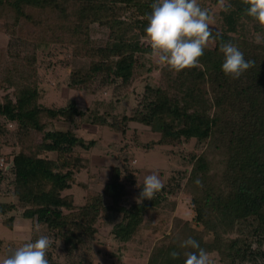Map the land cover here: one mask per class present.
I'll return each mask as SVG.
<instances>
[{"label": "trees", "instance_id": "16d2710c", "mask_svg": "<svg viewBox=\"0 0 264 264\" xmlns=\"http://www.w3.org/2000/svg\"><path fill=\"white\" fill-rule=\"evenodd\" d=\"M152 3L0 0V34L8 36L6 44L0 40V137L10 138L5 143L13 147L11 167L0 168V185L10 179L16 199L0 202L1 223L13 229L11 213L21 209V218L31 222L32 240L49 238V264H57L51 254L57 242L72 260L64 264H92L71 257L106 225L121 247L141 229L162 232L146 264H184L186 253L195 251L181 247L188 237L209 254V264H264V26L244 15L246 0H198L202 8L209 6V14L212 6L224 3L221 30L210 29L194 66L180 72L161 66L158 84H145L131 114L118 112L119 97L87 108L73 99L60 107L42 102L39 52L51 46L71 52V90L115 93L133 85L144 69L151 72L145 59L151 47L142 37ZM96 30L105 37H94ZM221 41L235 44L254 61L239 78L221 71ZM59 122L69 128L58 130ZM77 123L109 128L122 137L133 124L146 127L158 140L135 143L149 150L179 149L180 167L168 171L151 200H141V170L130 165V148L104 145L101 138L86 140ZM192 142V150L182 149ZM95 149L113 162L101 191L78 181L82 172L91 173L94 166L85 154ZM75 185L85 191L82 205L66 193ZM181 194L188 197L189 218L176 215ZM15 249L0 240L5 256ZM173 250L179 253L175 259L169 256Z\"/></svg>", "mask_w": 264, "mask_h": 264}, {"label": "rangeland", "instance_id": "374dc122", "mask_svg": "<svg viewBox=\"0 0 264 264\" xmlns=\"http://www.w3.org/2000/svg\"><path fill=\"white\" fill-rule=\"evenodd\" d=\"M224 3H220L217 6L211 7L209 28L211 30L220 31V12L223 10ZM209 7L207 4L205 8ZM96 38H104L105 33L100 30H96L94 33ZM0 40L2 44H6L8 36L0 34ZM147 67H152L151 72L146 69L141 71V77L131 86L113 93L111 89H102L91 94L83 91H75L68 88L70 71L73 69L74 63H72V55L70 50L64 49L59 46H51L49 48L42 49L39 52V75H40V89L42 94V102L48 107H60L64 106L70 99L75 100L79 106L87 108L93 105L96 100H105L110 102L119 97L118 112H125L131 114L136 108L140 97L143 94L144 86L146 83L152 85L158 84L160 80L159 68L163 64L159 63L156 57L152 55H146ZM82 61L75 62L80 65ZM158 67V68H153ZM58 130H67L69 125L63 122L55 124ZM76 131L78 134L86 139L101 138L104 145L111 142L126 144L130 148L132 156L129 158L130 165L141 170L138 176L139 182H142L141 175L148 174L149 172H157L164 177V181L170 176L168 172L171 168L177 169L179 165V156L175 151L179 149L171 147H160L149 150L141 144L135 143V140L142 144L149 143L151 141L158 140V135L153 134L146 127L133 124L125 137L122 134L111 130L109 128H100L93 125L76 124ZM5 141L11 143L10 138L0 137V159H6L9 161L13 147L6 144ZM121 145V146H122ZM194 148V142L184 146V151H189ZM92 165L94 166L91 173L82 172L79 177V182L88 183L89 186L95 190L101 191L105 182L110 176V168L113 164L111 158L106 153L95 149L90 154ZM10 186V179L3 181L0 185V202H15L16 199L12 196ZM72 194L77 205L84 204L85 191L78 187L73 186L66 192ZM188 197L185 194H181L178 197V209L176 215L182 218H189L191 212L187 208ZM21 209L11 213L16 217L14 228L9 229L1 223L0 218V240L5 242H11L13 248H18L26 242H31L34 239L31 229V222L25 220L20 216ZM10 214V215H11ZM40 229V228H38ZM111 226H103L100 229V233L96 239L90 242L88 245L79 249L75 255H73L74 261H84L86 263L92 262V264H146L149 253L152 247L159 242L162 238V232L154 233L151 229H141L137 232L135 238L127 245L121 247L117 242L113 240L109 234ZM51 254L57 264H64L71 262L66 256L63 245L57 242L54 247L51 248ZM6 257L3 253H0V258ZM214 262V261H213ZM217 264V261L214 262Z\"/></svg>", "mask_w": 264, "mask_h": 264}, {"label": "clouds", "instance_id": "9594fccd", "mask_svg": "<svg viewBox=\"0 0 264 264\" xmlns=\"http://www.w3.org/2000/svg\"><path fill=\"white\" fill-rule=\"evenodd\" d=\"M244 15L264 26V0H246ZM209 12L202 8L198 0H153L147 14L145 39L151 47V55L170 70L180 72L199 62L204 47L211 36ZM219 51L223 55L221 71L232 78H239L254 63L245 59L242 51L233 43L221 41ZM140 199H149L164 185V177L157 172L142 174ZM200 184L199 180L195 181ZM138 202H140L138 200ZM49 238L40 235L31 242L16 248L10 255L0 258V264H49L47 250ZM253 248L256 244L251 245ZM181 247L195 251L186 253L184 264H209V254L192 237L181 242ZM175 250L169 256L175 259Z\"/></svg>", "mask_w": 264, "mask_h": 264}, {"label": "built area", "instance_id": "2783aa9c", "mask_svg": "<svg viewBox=\"0 0 264 264\" xmlns=\"http://www.w3.org/2000/svg\"><path fill=\"white\" fill-rule=\"evenodd\" d=\"M8 160L1 158L0 159V168L2 169H8Z\"/></svg>", "mask_w": 264, "mask_h": 264}, {"label": "water", "instance_id": "95a60500", "mask_svg": "<svg viewBox=\"0 0 264 264\" xmlns=\"http://www.w3.org/2000/svg\"><path fill=\"white\" fill-rule=\"evenodd\" d=\"M11 167V165H9L8 169Z\"/></svg>", "mask_w": 264, "mask_h": 264}]
</instances>
